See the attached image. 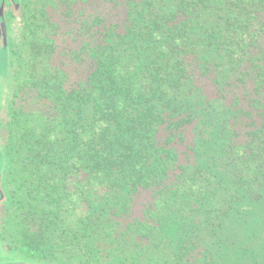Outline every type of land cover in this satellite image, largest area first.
Listing matches in <instances>:
<instances>
[{
    "label": "trees",
    "instance_id": "1",
    "mask_svg": "<svg viewBox=\"0 0 264 264\" xmlns=\"http://www.w3.org/2000/svg\"><path fill=\"white\" fill-rule=\"evenodd\" d=\"M21 3L8 92L0 87L7 250L195 264L222 219L236 213L264 231V101H251L259 124L235 144L247 111L230 126L194 93L196 77L245 63L264 90V0ZM220 154L232 163L220 168ZM176 225L187 237L178 247L165 235Z\"/></svg>",
    "mask_w": 264,
    "mask_h": 264
},
{
    "label": "rangeland",
    "instance_id": "2",
    "mask_svg": "<svg viewBox=\"0 0 264 264\" xmlns=\"http://www.w3.org/2000/svg\"><path fill=\"white\" fill-rule=\"evenodd\" d=\"M10 2L11 6H20L21 0H0V22L3 26L2 19L5 13L6 4ZM7 14L11 12V7L6 8ZM18 18L16 20V23ZM10 69V51L6 46V38L0 40V87L4 90V93L8 92V72ZM7 78V79H6ZM4 104V103H3ZM5 110L0 114V118L4 116ZM6 170V156L3 148L1 130H0V217L1 212L4 209V205L1 202L3 198V180ZM218 201V200H217ZM139 213V212H138ZM138 217L140 215L138 214ZM261 219H264L261 218ZM222 225L219 227L218 234L210 236L209 234L204 237L202 248L193 250L192 253H201L199 259L195 264H264V231H261L260 226L250 220L244 224L242 216H236V213L231 218L222 219ZM244 224V225H243ZM245 227V228H243ZM184 228L176 225V231L173 234H165L169 237L168 240H176V245L182 244V239L187 240L184 237ZM190 240L195 243L194 235L192 234ZM196 249V248H195ZM205 249V250H203ZM207 253L205 254V251ZM75 259V257H73ZM185 260V259H184ZM184 260L180 263L175 261L172 264H185ZM54 261V262H53ZM56 261V262H55ZM72 261L67 256L57 257L52 261H38L27 258V256L18 257L16 252L6 253V248L0 239V264H71ZM113 264L99 260L98 262L90 259H81L76 264Z\"/></svg>",
    "mask_w": 264,
    "mask_h": 264
},
{
    "label": "flooded vegetation",
    "instance_id": "3",
    "mask_svg": "<svg viewBox=\"0 0 264 264\" xmlns=\"http://www.w3.org/2000/svg\"><path fill=\"white\" fill-rule=\"evenodd\" d=\"M7 3L9 7H11V12L7 14L6 8L8 7V5L6 4L5 13L3 15L4 19H2L3 26L0 22V40H3L4 43V38H6V46L10 51L20 28V15L22 3H20V6L14 8L11 6L10 2L7 1ZM17 18L18 21L16 23ZM244 62L245 60H239L236 65H240ZM209 63L207 64V67ZM215 64H218L219 66H226L229 65L230 62L223 58L218 60ZM209 66L214 67L211 64ZM220 71L222 72L219 74L218 77H216L214 73H208L207 75H200L199 77H196L194 79V84L198 89L194 93H198V95L203 97L205 101L209 102V104L212 105L211 112L213 115H218V119H224L225 121L226 117H230V126H232V123L236 121L235 115L241 114L238 109L247 111V115L243 116L240 120H238V122L234 126V129L237 131V134L239 136L238 138H236V141L234 143H243L247 139V135H249L248 131L251 129L252 125L259 124L257 119L256 122L251 119L253 113L248 109V106L253 109L251 101L256 98L264 101V90L259 91L256 89V86L261 83V77L259 76V74L252 75V73H250V71L247 69L246 63L244 64L243 68H239L236 73L229 76L226 74V71L223 68H221ZM9 72L7 77L9 76ZM234 105H236V107ZM3 110L4 109L1 108L0 100L1 115ZM3 117L0 118V124L1 120H3ZM217 138L218 136L209 135L210 141H212V139L218 141ZM189 140H194L193 132L190 133ZM215 159L218 161L222 159L220 162L223 163L219 164L220 168L224 165L227 166V163L231 162V159L228 157L227 154H220L218 156H215ZM215 159H211V163H214ZM232 171V168H230L229 173H232ZM5 200L6 196L3 191V198L1 199L3 205L5 203ZM6 215H8V211L7 209H3L0 217V225L2 224V221L6 217ZM6 253L8 254L11 252L6 249Z\"/></svg>",
    "mask_w": 264,
    "mask_h": 264
}]
</instances>
